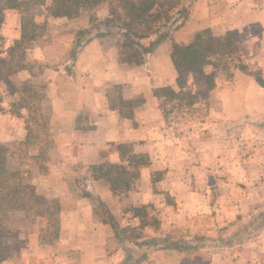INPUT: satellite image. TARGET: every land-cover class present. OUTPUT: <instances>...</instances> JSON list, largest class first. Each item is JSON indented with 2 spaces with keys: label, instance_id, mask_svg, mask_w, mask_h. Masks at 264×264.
I'll use <instances>...</instances> for the list:
<instances>
[{
  "label": "rangeland",
  "instance_id": "rangeland-1",
  "mask_svg": "<svg viewBox=\"0 0 264 264\" xmlns=\"http://www.w3.org/2000/svg\"><path fill=\"white\" fill-rule=\"evenodd\" d=\"M22 1L30 2L28 13L0 5V61L7 62L0 73V145L15 173L14 188L0 192V264H264V0H131L142 28L159 31L143 44L150 54L157 49V74L173 77L177 88L184 73L183 90L194 96L164 98L154 162L146 154L151 179L158 181L153 192L148 183L140 186L145 196L137 206L130 196L138 181L150 180L147 173L132 191H121L89 183L82 166H56L63 137L51 131L58 118L46 104L42 73L28 81L26 75L15 78L26 68L42 69L39 57L28 52L55 26L66 28L58 20L72 13L96 18L110 5L87 0L76 12L75 0ZM227 34L247 72L234 68L230 76L217 68L220 59L209 42ZM205 44L207 58L199 64L204 74H193L184 53ZM129 54L126 62H132ZM79 152L72 153L81 164ZM72 153H66L67 163L76 162ZM108 163L89 173L105 182L110 170L129 173L118 161ZM69 172L77 173L76 182ZM41 175L50 179L44 191L32 183ZM96 191L101 200L88 198ZM141 223L149 225L141 229ZM91 224L95 232L80 231ZM184 254L192 260L174 261Z\"/></svg>",
  "mask_w": 264,
  "mask_h": 264
},
{
  "label": "crops",
  "instance_id": "crops-1",
  "mask_svg": "<svg viewBox=\"0 0 264 264\" xmlns=\"http://www.w3.org/2000/svg\"><path fill=\"white\" fill-rule=\"evenodd\" d=\"M60 23L65 24L64 30L55 26L43 38L42 44L28 52L34 59L39 57L36 60L40 62L42 69L37 72L35 69L26 68L17 72L15 78L21 79L26 75L27 80L24 81H28L42 73L41 80L48 89L46 104L53 106L51 114L58 118L57 127L51 131L63 137L61 141L64 146L60 149L63 159L56 166H82L86 168V180L89 183L108 186L109 181L98 180L89 171L93 166L108 161L122 164L120 148L128 146L134 151L133 154H147L154 162L155 156L152 153L158 145L153 136L163 124V110L154 91L173 87L175 81L173 77L164 80L163 73L157 74L158 67L154 64L158 55L157 49L146 55L140 65L126 62L124 31L121 23L110 14L108 5L103 13L98 11L96 18L85 15L70 19L66 17L57 21V24ZM116 89L120 90V94L116 95ZM126 91L131 93L126 95ZM135 101L136 104L133 103ZM126 104H133V108H127ZM73 150L82 151L79 152V157L83 163H78L77 153H72ZM69 152L76 159L75 163L66 162V153ZM150 167L141 170L142 174L149 175L150 180L144 177L142 182L138 181L139 190L130 196L134 206L143 202L142 197L145 195L141 191V185L148 183L150 191L154 190ZM59 175L61 174L54 172L53 177ZM76 175L74 172L67 173L73 183L78 178ZM41 176L42 178L36 176L32 183L40 191H44L49 187L50 179L48 181L49 177ZM88 198L101 200V192L88 193ZM108 200L115 201L111 195ZM89 228L85 226L80 231L95 232L98 229L93 224ZM77 229L76 227L74 230ZM156 254L160 256L163 252ZM157 256L155 261H158ZM181 258L187 262L192 260L184 254L176 257L174 261L179 262ZM172 261L173 258L167 260L168 263Z\"/></svg>",
  "mask_w": 264,
  "mask_h": 264
},
{
  "label": "trees",
  "instance_id": "trees-1",
  "mask_svg": "<svg viewBox=\"0 0 264 264\" xmlns=\"http://www.w3.org/2000/svg\"><path fill=\"white\" fill-rule=\"evenodd\" d=\"M99 1V0H94ZM102 3H108L110 5V14L114 17H117L116 19L121 23L122 30L124 31V48L126 53L128 54L131 50V55L129 54L128 58L129 61L134 62V64L140 65L144 61V57L148 54H150L151 49L149 47H145L144 41L147 39H150L152 36V33L158 34L157 32H147L145 28H142L143 25H141L142 19L141 14L139 13V10L135 5L133 4L131 0H100ZM86 0H75L74 6L75 11L77 12L79 8L81 7L82 3H87ZM139 6H141L142 1H135ZM2 9L6 7L17 9L21 13H28L30 2L22 1V0H0ZM0 9V13L2 11ZM79 13H72V15L66 14L67 18H74L77 17ZM174 14V13H173ZM145 26V25H144ZM208 44V43H207ZM205 44V46L199 47V48H188L186 50V53H184L185 56H187L188 62L191 63V65L195 66L194 70L192 71L193 74L200 73L204 74L203 70H201L199 67V64L201 62H204V59L206 60L207 52H208V45ZM209 44L212 46L213 53L212 55H215L219 57L220 63L217 64V68L220 66L224 67L220 70H223L226 72L227 75L233 76V73L230 71L235 68V70H240L243 72H247L248 68L244 64L242 60V55L240 53L238 45L234 42L232 36L230 34H227L224 37H213L211 39V43ZM235 62V63H233ZM7 62L0 61V73H3V69H5V65ZM24 68L21 65L15 66L14 70ZM10 72L11 70L8 69ZM15 71H12L13 73ZM184 72V71H183ZM185 76L184 73L180 74V77L177 80V88L179 91H177V88L174 87H163L158 88L154 91V95L158 100L160 101L161 107L163 105L164 98H170L171 101H179L183 100L185 98L193 99L194 96L187 94L183 87L185 86ZM187 104H191V101H188ZM5 150L1 149L0 145V192L5 191V186H7V190H10L14 188V186L11 184L10 180L12 179L15 173L12 171L10 172L7 165H8V158L9 156H5ZM120 157L122 158V164H120V168L122 169L129 167V173H123L120 171H114L110 170L107 173L108 181L110 183V187L113 190H121V191H132V186H134L135 182L141 177V170L142 168H149L151 166V161L147 155H136L131 153L129 150H127L126 147L120 148ZM127 164V166H126ZM158 179H153L152 184L155 188L156 182ZM149 225V223H141L140 228H146ZM136 229V228H135ZM133 229L132 231H134ZM127 230V229H126ZM134 238H137L136 236Z\"/></svg>",
  "mask_w": 264,
  "mask_h": 264
}]
</instances>
